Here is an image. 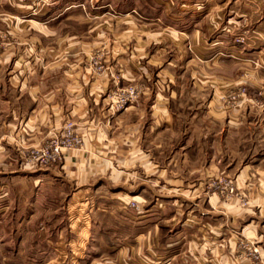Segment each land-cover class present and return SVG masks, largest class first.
Returning a JSON list of instances; mask_svg holds the SVG:
<instances>
[{
  "label": "rangeland",
  "instance_id": "rangeland-1",
  "mask_svg": "<svg viewBox=\"0 0 264 264\" xmlns=\"http://www.w3.org/2000/svg\"><path fill=\"white\" fill-rule=\"evenodd\" d=\"M43 1L0 0V79L29 66L70 117L38 142L9 136L21 197L0 215V264H155L179 232L180 264H216L206 219L226 223L227 264H264V0ZM83 98L99 100L103 136L71 113ZM65 137L79 144L32 160ZM142 220L156 225L149 245ZM89 232L111 257L89 253ZM123 243L133 256L115 253Z\"/></svg>",
  "mask_w": 264,
  "mask_h": 264
},
{
  "label": "crops",
  "instance_id": "crops-1",
  "mask_svg": "<svg viewBox=\"0 0 264 264\" xmlns=\"http://www.w3.org/2000/svg\"><path fill=\"white\" fill-rule=\"evenodd\" d=\"M44 1L47 2L48 5L50 4L49 0H44ZM52 4H54V2L51 3L50 5ZM171 35L173 37L174 33H172ZM179 35H181V33ZM166 36L164 35V37ZM174 37H177V36H174ZM156 60L157 58L155 56L150 57V59L147 60L148 67H158V68L159 66L161 67L163 62L162 63L161 61L156 62ZM53 68L54 66L52 64H45L42 67L41 71H52ZM19 69L16 66L13 68V71L14 72L16 71V72L13 74L14 76L12 78H9L7 80H5L4 78L0 79V215L9 213L10 211L9 203L10 202H13L15 206L11 210V213L13 215L17 214L20 210V208H17L19 207L17 203L21 197L20 190H18V186L21 183V175H19V172L14 170L16 167L14 164L15 161H13L12 163L10 162L12 161V159L9 158L10 156L8 152L11 153L14 150V148L11 144L12 142L9 136H12V138L16 137L18 141L21 138H24V139L27 138L28 140H30L32 137H34L33 138L34 142L35 141L38 142V141H41L40 139H42V137L40 136L47 135L53 128H55L58 124H60L62 120L70 117L68 96H66L67 100L65 99L63 100V97L59 98L58 94L53 92V88L50 85L51 82L43 78L40 80L34 79V73L32 72L28 73V75L24 74L25 72L31 71L29 70V66L28 67L25 66L24 69H20V70ZM172 99H173V96H172ZM77 103H78L77 111L76 112L71 111V113L75 114L77 119L83 121L80 125L87 126L89 123L87 119H90L91 117L92 122L96 124L94 126V129L98 130L96 131L98 136H103V134H105L104 133L105 129H108L110 131V128H108L107 126H104V128L99 127L101 118L104 117L101 114L104 115L105 112H101L102 106L99 100H97V98H93V99L83 98ZM128 112L129 111L121 114V116L124 115L125 121L127 119L126 116ZM159 113H161L160 116L159 115L157 116H159V118L161 119L170 118L169 111L166 107L160 106ZM121 116H119L118 118H120ZM112 119L113 121L111 122V124L113 123L112 125L114 124L116 125L117 124L115 121L116 118H112ZM86 129L88 130L86 131L87 134H90L89 132H92L90 131V128L89 129L86 128ZM83 132H85V130ZM101 132H103V134H101ZM5 151H8V152H5ZM4 152L7 155H2L4 154ZM9 166H13L11 170L9 169L10 173L7 172V169ZM81 175L83 177L84 173ZM260 182L261 183L264 182V179L260 178ZM35 184L36 182L34 183V185ZM36 198H38L37 193L35 194V199ZM36 207L37 205L34 206L35 210H36ZM158 212H160L159 209L158 210L156 209L155 214L153 215H160ZM145 217L148 219L149 215ZM141 218L143 219L144 216H142ZM151 219L153 220V218ZM2 224L3 223L0 224V227H2ZM81 225H82L83 230L90 231L89 219L83 220ZM140 225L145 226V227L136 229V230L140 231V230L146 229V232L144 235L145 237H150L148 238V240H146L147 245H149V243L153 241L155 242V239L152 238V235L154 234L153 233L155 231L154 227H156V225L155 224L149 225L148 220H144V222L142 220V223ZM215 226H217V228H215L216 232L213 230ZM224 227H226L225 222L222 221L220 225H217L216 223L213 224L209 222L208 219H206L204 221V224L199 227V230L201 232L207 233V234L209 233V235L205 234V236L202 237V240H200L199 243H202L204 241L205 245H210L211 247L210 251L212 252V254H215V257H216L215 261L212 260L211 262H217L216 264H227V262L231 261L230 257L226 254L228 249H230L231 240L229 236H226L227 234H225V232L227 229L226 228L224 229ZM13 229L14 228H12V230ZM107 230L108 229H106V227L103 226V230L101 231V233L105 235L112 234L109 231L107 232ZM89 233L90 234H88L86 238L84 236L83 244L86 245V247L89 245V248L91 245L90 250H88L90 254H95L96 258H98L99 260L100 259L107 260V257L110 256L109 254H106L101 249H98V252H94L95 247H92L93 241L98 240L99 236L98 235L93 236L91 232ZM180 234H182V232H179L172 237L165 238L163 240V243H161L162 244V246H160L161 248L155 245L156 250H153L155 254L157 255L155 264H180L179 261L182 258L180 260L175 259L177 256H179L178 250H180L181 244H182L181 242L183 241V240L178 239ZM214 237H219V240H218L219 242L217 244V247L212 246L214 244L213 242L217 241V239H215ZM116 238H117V235H116ZM188 241H189L188 244L190 246L192 244H195L196 241L198 242L196 236H195V239H192L191 237ZM146 243L144 242V244H142L143 245L142 247H144ZM122 246L123 247H121L120 250H118L115 253H120L121 251H124V253L127 254L128 249H130L131 251L130 255L133 256L134 255L133 252L137 251L136 250L137 247L133 248L132 246H129L126 243H123ZM105 247L107 249L110 248V247H107L106 244H105ZM218 256L219 258H217ZM127 261H129L130 263H133L132 261H130V259ZM122 263L127 264V262L125 261H123ZM209 264H212V263H209Z\"/></svg>",
  "mask_w": 264,
  "mask_h": 264
},
{
  "label": "built area",
  "instance_id": "built-area-1",
  "mask_svg": "<svg viewBox=\"0 0 264 264\" xmlns=\"http://www.w3.org/2000/svg\"><path fill=\"white\" fill-rule=\"evenodd\" d=\"M75 144H79L78 138H75L72 141L66 140H56L50 143V146L45 148L43 152L39 154L37 158H32L33 161L38 162L41 166L46 165L50 162H54L57 158H59L62 149L64 148H72Z\"/></svg>",
  "mask_w": 264,
  "mask_h": 264
}]
</instances>
